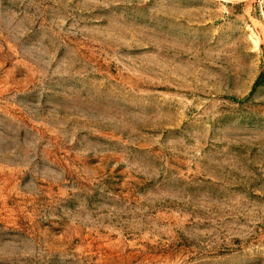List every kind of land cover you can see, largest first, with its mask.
<instances>
[{"label":"rangeland","instance_id":"374dc122","mask_svg":"<svg viewBox=\"0 0 264 264\" xmlns=\"http://www.w3.org/2000/svg\"><path fill=\"white\" fill-rule=\"evenodd\" d=\"M0 264H264V0H0Z\"/></svg>","mask_w":264,"mask_h":264}]
</instances>
